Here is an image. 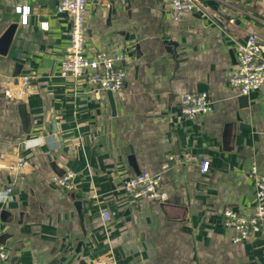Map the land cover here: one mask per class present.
I'll list each match as a JSON object with an SVG mask.
<instances>
[{"label": "crops", "instance_id": "crops-1", "mask_svg": "<svg viewBox=\"0 0 264 264\" xmlns=\"http://www.w3.org/2000/svg\"><path fill=\"white\" fill-rule=\"evenodd\" d=\"M60 1L0 0V38L17 23L0 52V191L13 188L0 201L8 251L0 264H97L111 255L119 264H264V231L234 242L224 216L231 206L254 211L252 164L264 173V84L241 106L229 82L236 42L254 33L264 43V0H205L207 13L178 19L170 0H87L88 53L127 51L115 112L89 73L60 74L71 43ZM18 5L30 6L26 20ZM25 74L36 75L33 91L9 98L5 89ZM187 91H207L213 110L184 116ZM68 170L69 189L57 182ZM144 170L161 174L164 200L126 191L125 179Z\"/></svg>", "mask_w": 264, "mask_h": 264}, {"label": "built area", "instance_id": "built-area-1", "mask_svg": "<svg viewBox=\"0 0 264 264\" xmlns=\"http://www.w3.org/2000/svg\"><path fill=\"white\" fill-rule=\"evenodd\" d=\"M248 1V0H242ZM170 9L173 16L178 19L183 14L191 11H202L207 13L209 5L205 0H170ZM17 10L22 13L25 20L28 17L30 6L18 5ZM58 11L67 13L71 17V43L66 56L60 66L62 76L80 77L89 73V80L96 87L103 90L117 91L124 87L128 73L126 68L120 63L127 57V51L112 53L108 50H97L90 54L86 48V13L87 0H61ZM43 28H48V21L42 22ZM237 63L231 71L229 82L232 86L238 87L241 93L250 91L264 84V43L256 34H249L246 40L236 42ZM36 82L35 74H25L20 76L18 85L5 89V94L9 98L27 97L34 89ZM180 111L188 118H195L199 114L213 110L214 101L207 91H187L180 97ZM164 161L163 167H169V160ZM28 159L20 156L18 166L23 167L28 163ZM210 160H204L201 170L208 171ZM75 172L66 171L57 178L59 185L67 189L73 186ZM250 176L256 188L255 208L252 213L240 211L234 207L224 209L225 222L234 229L232 236L234 242L246 239L254 234L264 231V173L256 163L252 164ZM161 174L144 170L127 177L123 183L124 188L134 197L148 196L158 200H164L166 191L161 188ZM12 186H7L0 191V201H4L10 196ZM102 215L105 220L110 219V212L103 210ZM8 256L7 247L1 240L0 229V262ZM97 264H119L114 255L106 260H100Z\"/></svg>", "mask_w": 264, "mask_h": 264}, {"label": "water", "instance_id": "water-1", "mask_svg": "<svg viewBox=\"0 0 264 264\" xmlns=\"http://www.w3.org/2000/svg\"><path fill=\"white\" fill-rule=\"evenodd\" d=\"M16 26H17L16 22L12 23L8 27V29L5 31V33L2 35V37L0 38V52L7 53L8 46L13 38V34H14ZM115 95H116L115 91L108 90V96H109L110 103H111V106L114 112L116 110ZM248 98L249 97L247 93H241L239 95L238 99L241 102V106L248 105ZM19 107H20V112L22 114V118H23L24 128L27 132H29L30 131V118H29V114L26 111L25 104L21 103Z\"/></svg>", "mask_w": 264, "mask_h": 264}]
</instances>
